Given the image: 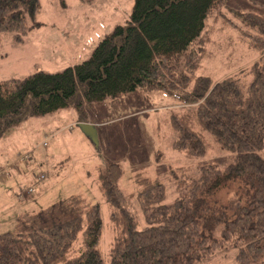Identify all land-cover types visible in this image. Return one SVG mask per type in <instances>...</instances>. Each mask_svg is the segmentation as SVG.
<instances>
[{"label": "trees", "instance_id": "trees-1", "mask_svg": "<svg viewBox=\"0 0 264 264\" xmlns=\"http://www.w3.org/2000/svg\"><path fill=\"white\" fill-rule=\"evenodd\" d=\"M226 1L134 0L129 21L116 24L82 61L0 80V137L24 117L143 87L191 106L172 115L175 149L204 155L206 132L232 153L224 167L172 170L181 192L171 203H164L166 184L142 172L136 190L125 193L124 169L109 161L98 176L114 230L108 264H199L220 248L233 249L236 264H264V14L234 11L260 32L250 40L260 56L246 72L218 80L198 74L206 20ZM39 8L40 0H0V43L7 33L19 41ZM223 190L233 195L222 200ZM102 230L99 204L72 194L19 214L15 230L0 233V264H105Z\"/></svg>", "mask_w": 264, "mask_h": 264}, {"label": "rangeland", "instance_id": "rangeland-1", "mask_svg": "<svg viewBox=\"0 0 264 264\" xmlns=\"http://www.w3.org/2000/svg\"><path fill=\"white\" fill-rule=\"evenodd\" d=\"M133 3L40 0L35 20L27 19V31L19 41L12 33L2 37L0 80L36 70L60 71L82 61L116 24L129 21ZM235 10L264 14V0H227L212 12L203 32L206 53L198 74L218 80L246 72L259 58V46L250 40L260 32L243 23ZM189 108L165 91L139 87L83 107L74 102L51 113L24 117L0 137V233L14 231L21 213L81 194L100 206V251L108 264L114 230L111 207L99 187L98 176L109 161L122 165L120 187L128 194L136 190V173L159 177L167 188L164 203H171L181 192L172 170L179 175L182 167L194 174L201 164L216 162L224 167L231 161L232 153L206 132L207 151L202 156L173 147L177 131L172 115H183ZM83 123H90L94 133L85 130ZM232 195L231 190H223L218 197L225 200ZM135 204L132 202L133 207ZM234 254L231 248H220L199 264H236Z\"/></svg>", "mask_w": 264, "mask_h": 264}, {"label": "water", "instance_id": "water-1", "mask_svg": "<svg viewBox=\"0 0 264 264\" xmlns=\"http://www.w3.org/2000/svg\"><path fill=\"white\" fill-rule=\"evenodd\" d=\"M82 126L84 127L85 130L88 132L94 133V128L90 123H83Z\"/></svg>", "mask_w": 264, "mask_h": 264}]
</instances>
